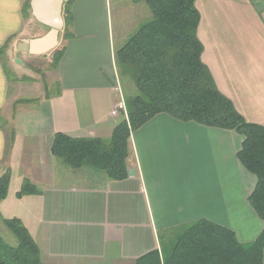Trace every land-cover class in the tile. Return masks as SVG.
Wrapping results in <instances>:
<instances>
[{
  "label": "crops",
  "instance_id": "0c3cea01",
  "mask_svg": "<svg viewBox=\"0 0 264 264\" xmlns=\"http://www.w3.org/2000/svg\"><path fill=\"white\" fill-rule=\"evenodd\" d=\"M68 1L56 93L23 96L12 89L21 80L10 81L0 61V175L11 170L2 216L21 218L53 264H135L161 251L176 229L201 221L232 230L242 244L255 241L264 229L248 200L257 177L238 158L244 136L234 129L160 113L132 133L134 174L123 180L74 170L51 154L57 132L111 137L124 118L113 113L123 95L116 51L152 17L144 2ZM23 6L24 0H0V49L8 44L5 60L15 74L27 59L48 54L18 50L49 30L32 11L26 19ZM196 6L202 59L218 89L248 122L264 126V0H197ZM26 179L39 193L19 197Z\"/></svg>",
  "mask_w": 264,
  "mask_h": 264
},
{
  "label": "trees",
  "instance_id": "16d2710c",
  "mask_svg": "<svg viewBox=\"0 0 264 264\" xmlns=\"http://www.w3.org/2000/svg\"><path fill=\"white\" fill-rule=\"evenodd\" d=\"M148 5L152 17L116 51L120 77L133 80L137 93L126 97V113L109 139L74 137L57 132L51 154L74 170L91 168L109 179L123 180L130 174L132 133L160 113L182 121L234 129L244 136L238 158L257 177L249 203L264 221V126L248 122L232 101L218 89L202 59L204 47L198 38L200 12L197 0H133ZM23 13L30 15V0ZM71 1L64 6L66 25ZM70 33L66 30L64 38ZM0 49L8 72L6 52ZM65 46L52 55V68H59ZM10 76V73H8ZM24 79V78H22ZM11 170L0 175V202L9 191ZM39 190L26 179L19 197ZM17 239L12 245L0 236V264H53L46 262L36 239L21 218H3ZM135 264H264V229L253 242L242 244L236 234L221 225L195 222L176 229L162 249L140 256Z\"/></svg>",
  "mask_w": 264,
  "mask_h": 264
},
{
  "label": "rangeland",
  "instance_id": "374dc122",
  "mask_svg": "<svg viewBox=\"0 0 264 264\" xmlns=\"http://www.w3.org/2000/svg\"><path fill=\"white\" fill-rule=\"evenodd\" d=\"M25 2L27 4L29 0H24V5ZM23 8L25 9L24 6ZM28 16L29 15L24 14V17L26 19L28 18ZM64 45H65V40L62 39L58 48H61ZM52 55L53 52L48 53L46 55H42L41 57H33V59H27L25 61V67H22L20 73L17 74L11 71L12 67L11 69L8 68V73H10V79H11L10 81L15 82L18 79L21 80L19 81L21 83L13 84L12 89L14 87H17L18 88L17 91L21 92L22 95L25 97L31 95L35 96L36 94L42 93L43 91H45V96H51L54 93H56V91L58 90V85L56 82L57 72H55V69L52 68ZM13 56H14V52L12 51L11 57L13 58ZM26 74H30L31 76H33V78L29 77L27 79L26 78L21 79L23 77H28ZM119 83L122 88L123 98L126 104V97L135 95L137 93V90L135 88V84L133 80L129 77H123V76L120 77ZM116 89H118V85L116 86ZM83 170H88V169L84 168ZM95 172L102 173L97 170ZM5 209L6 207H4L2 214L6 217L5 213L7 212V210ZM2 214L0 213V236L3 237L10 244L16 245L17 239L15 235L11 232V230L3 223L4 216H2Z\"/></svg>",
  "mask_w": 264,
  "mask_h": 264
},
{
  "label": "water",
  "instance_id": "95a60500",
  "mask_svg": "<svg viewBox=\"0 0 264 264\" xmlns=\"http://www.w3.org/2000/svg\"><path fill=\"white\" fill-rule=\"evenodd\" d=\"M66 0H31L33 16L49 30L41 37L20 42L18 50L32 54H46L58 47L59 37L65 27L64 6ZM134 174V171H130Z\"/></svg>",
  "mask_w": 264,
  "mask_h": 264
},
{
  "label": "built area",
  "instance_id": "2783aa9c",
  "mask_svg": "<svg viewBox=\"0 0 264 264\" xmlns=\"http://www.w3.org/2000/svg\"><path fill=\"white\" fill-rule=\"evenodd\" d=\"M118 90L121 92L120 88H118ZM119 112H125L126 113V104H125V100L123 98V95H121V98L118 100V102L116 103V106L113 110L114 114H117Z\"/></svg>",
  "mask_w": 264,
  "mask_h": 264
}]
</instances>
